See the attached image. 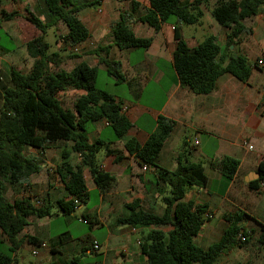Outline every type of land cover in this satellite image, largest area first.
I'll use <instances>...</instances> for the list:
<instances>
[{"label": "trees", "instance_id": "16d2710c", "mask_svg": "<svg viewBox=\"0 0 264 264\" xmlns=\"http://www.w3.org/2000/svg\"><path fill=\"white\" fill-rule=\"evenodd\" d=\"M149 7L137 21L159 30L163 24L174 25L176 49L173 53L174 66L180 83L190 87L197 94H209L218 79L230 73L248 83L252 77L253 64L248 58L237 54L234 48L241 42L243 34L253 32L252 20L264 13V0H217L211 10L213 18L227 29L226 48L222 50L214 35H208L197 47L191 49L184 39L179 24L195 25L201 22L204 12L201 5L205 0H193L186 4L183 0H148ZM44 17L29 11L27 19L40 34L26 43V49L33 64L28 72L13 67L8 78H0V264H16V250L23 246L20 233L28 225V219L51 216V206L32 195L10 200L6 195L8 187L20 186L31 175L41 172L44 161L29 155L26 149L44 154L46 149L57 142L71 143L64 148L62 160L56 172L70 197L60 198L57 203L64 214H72L78 206L86 204L90 198L85 170L87 169L102 190L115 184V177L102 169L100 154L114 155L116 162L122 159L118 148L121 140L132 128V122L122 111V102L109 92L96 86L99 68L103 66L118 83L125 80L120 71L121 63L111 55L115 46L119 50L142 48L152 45L151 37H138L132 26V16L122 13L111 30V44H101L93 50L98 58L95 66L80 62L71 71L62 65L72 57L59 51L51 52L48 31L58 29L60 24L68 32L62 38L67 45L77 46L90 37V31L78 14L89 4H76L72 0H42ZM134 11L140 3L132 0ZM6 20L17 16V11H1ZM237 54V56H235ZM264 59V56L262 57ZM68 90L82 91L76 97L72 108L63 104L61 93ZM106 121L112 136L99 137L92 141L89 133L97 122ZM175 126V122L164 116L158 119L157 128L145 144L129 138L123 144L143 166L158 169L157 177L167 184L170 194L165 197L162 214L143 209L136 202L128 204L130 213L118 219L120 224L131 226H171L169 231L150 229L143 235L141 250L147 257V264H217L220 257L233 248L251 243L254 233L255 243L264 249V223L257 221L240 210L225 213L226 222L221 237L203 247L195 242L203 226L209 220L210 210L206 204L186 200L188 191L194 187L203 188L208 184V176L201 163L179 162L174 170L160 167L158 159L164 143ZM76 154L78 161L73 163ZM239 167V160L225 156L220 164L221 173L230 182ZM260 177L250 182H264V160L257 168ZM36 200L41 204L37 205ZM84 220L92 226L96 224L88 216ZM255 221V228L246 223ZM256 229V230H255ZM244 238V239H243ZM33 243H39L35 238ZM77 259L65 264H75ZM264 264V260H263Z\"/></svg>", "mask_w": 264, "mask_h": 264}, {"label": "crops", "instance_id": "0c3cea01", "mask_svg": "<svg viewBox=\"0 0 264 264\" xmlns=\"http://www.w3.org/2000/svg\"><path fill=\"white\" fill-rule=\"evenodd\" d=\"M16 1L35 14L34 5L37 0ZM136 1L140 5L135 11L132 0H117V7L115 6L114 9L107 7L106 0L90 1L97 3L98 7L84 8L78 14L89 29L90 37L77 47L87 45L96 48L101 44H111L112 26L122 13H129L132 16L135 34L138 37H146L138 35L136 28L144 23L136 19L144 15L149 7V1ZM192 1L183 0L186 4ZM209 1L205 0L201 5L204 16L201 22L195 25L200 27L208 25L212 32L208 35L216 36L218 44L224 50L227 43V29L212 19L211 10L217 0L212 5H207ZM206 6L209 8L206 9ZM5 9L8 13L12 12L6 6ZM16 11L19 15L6 23L13 29V42L17 46H22L38 36L40 31L27 19V16L23 15L22 10L18 8ZM179 27L191 49L197 47L208 36L188 37L180 25ZM252 28L253 32L243 34L241 42L233 48L237 54L245 56L252 62L250 81L246 83L226 73L218 79L215 89L209 94H197L190 87L180 83L173 58L176 49L173 24H163L159 30L149 26L147 29L150 35L147 37H151L153 42L147 49L119 50L114 46L111 55L121 63L120 71L125 80L118 83L112 76L116 88L119 87L120 90L110 94L122 102V108L128 107L127 111H122L132 122V128L118 145L122 156L119 162H116L114 155H105L104 152L100 154L102 169L115 177V184L110 189L102 191L95 184L91 173L85 170L89 194L91 196V192L98 193L99 203L92 210L87 209L83 215L96 222L94 228L103 227L104 233L100 237L89 234L87 241L76 242L71 235L66 234L63 238L60 234H53L50 216L30 217L28 225L20 233L24 243L15 252L16 264H65L73 259L78 260L75 264L148 263L139 243L143 235L152 228L169 231L171 226H131L120 224L118 219L130 213L128 204L136 202L145 210L162 214L165 208L164 199L170 194V188L158 179L157 168L141 165L123 148V144L129 138H135L140 144H145L151 133L156 130L160 116L173 120L175 126L164 143L157 164L164 169L174 170L180 161L201 163L208 176L206 187H194L186 195V200L206 204L210 210L209 220L206 226L204 225L205 229L202 228L198 236L203 235L205 231H208V235L214 236L217 234L215 225L219 224L223 228L222 233L216 235L219 239L226 227L222 217L229 212L242 210L264 223V182L250 185V182L258 179L253 177L258 171L260 162L264 160V66L255 64L264 56V13H259L253 18ZM67 32L65 26L64 35ZM22 37L26 39L22 41ZM58 41L60 46L63 41ZM70 48L68 51L64 48L59 52L71 54ZM70 60L71 58L68 59L69 63ZM30 61L33 64V58H30ZM82 61L88 62L86 58H82L79 62L72 63L71 68H67L66 63L62 68L71 71ZM89 64L95 66L97 62ZM146 94L149 98L143 101ZM107 130L109 132L106 134ZM111 136L112 132L106 121L95 123L89 133L92 141L99 137ZM225 156L239 160L238 170L230 182L224 178L220 168ZM43 173L31 175L20 186H10L6 190L7 197L14 200L32 195L34 200L43 199L46 204L53 207L54 204L58 206L57 201L60 199L54 198V193L51 191L54 189V191L63 190L65 194L61 198L68 200L70 197L57 172H48L47 178L42 176ZM81 207L82 205L77 209ZM248 223L257 225L253 220ZM133 236L135 242L131 240ZM69 237L70 239H67ZM31 238H35L40 244L33 243ZM93 240L100 243L98 251L92 249ZM43 243L47 246H42ZM34 251H37V254H34ZM28 253L34 259H29ZM93 253L99 257L93 260L91 258Z\"/></svg>", "mask_w": 264, "mask_h": 264}, {"label": "rangeland", "instance_id": "374dc122", "mask_svg": "<svg viewBox=\"0 0 264 264\" xmlns=\"http://www.w3.org/2000/svg\"><path fill=\"white\" fill-rule=\"evenodd\" d=\"M76 4H89L90 1L93 0H72ZM216 0H210L207 5H212ZM106 5L109 9H114V7H117V0H106ZM5 6L8 7V9H11V11H16L18 8L22 10L23 15L27 16L29 14L30 9H26V7L20 6V4L17 3L16 0H0V78L2 81H5L11 70V66L16 67L20 69L23 72H28L32 66V62L30 61V56L27 52L26 45L23 44L22 46H17L13 42L14 34L13 29L11 26L6 23V20L1 11L7 10L5 9ZM98 4H89L85 8H97ZM209 8V6H206V9ZM29 10V11H28ZM32 12V11H31ZM34 12L37 16L44 17L45 15V7L42 2V0H37L34 5ZM8 13V12H7ZM11 13V12H10ZM19 15V12L17 13V16ZM208 18V17H207ZM214 22L216 20L212 17ZM218 24V23H217ZM61 25V26H60ZM58 29H50L48 31V40L51 43V52L53 51H60L62 52L64 48H70L69 53L72 54L71 57V65L67 61L65 66L67 68L72 67V63L75 64V62H79L82 58H86L89 63L95 64L97 61V56L93 54L94 47L91 46H79L78 51L74 50V46L67 45L66 43L62 42V44L59 46L60 42L58 40H62V38L65 36V25L60 24ZM182 29L184 30L185 34L188 37L196 36L201 37L203 35H208L211 32V29L206 25L205 27H200L198 25H186V24H179ZM144 26V27H143ZM149 25L144 23V25H141V27H137V33L138 35H145L146 37L150 35L149 32ZM30 35H28L29 37ZM27 37V38H28ZM26 37H22V41H24ZM10 63L12 65H10ZM96 86L100 89H103L107 92H115L120 90L119 87L116 88L114 78L110 76L106 69L103 66H100L98 78L96 81ZM82 93V91H76V90H68L64 93H61V98L63 101V104L67 108H72L74 100L77 96H79ZM149 98V95L146 94L143 98V101H147ZM109 131H106V134ZM71 146V143L66 142H57L55 144H52L50 148L46 149V152L44 154H39V152L35 149L30 150L26 149L27 154L38 156L42 160H44V163H42L43 169L41 172H44L42 176H45L47 178L48 172L55 173L58 164L61 162L62 157V151L64 148H69ZM73 163H76L78 161V156L74 154L72 156ZM9 187L7 188V190ZM52 193H54V198H61L64 196V192L62 191H54V189H51ZM43 193H46L42 191ZM46 196V194H45ZM47 197V196H46ZM51 201H53V196H50ZM43 201V199H42ZM45 204V201H43ZM99 203V196L96 192H91V196L87 204H83L80 209H76L74 213L72 214H64L60 211L59 206L56 204L53 205L51 208L52 215L50 216V220L52 222V233L53 234H60L63 238L67 234L68 236L71 235L73 241L76 242H82L87 241V237L89 234H93L96 237H100L104 233L103 227L94 228L91 227L90 223L86 220H84V215L87 211V209L92 210L95 208V206ZM72 216V217H71ZM73 218V219H69ZM216 220L214 221V223ZM206 226V225H205ZM205 226L203 227V230L205 229ZM217 230L214 236L208 235V231H205V233L201 236H197L195 238L196 244L208 247L212 243L218 240L216 235H220L222 233V226L221 225H215ZM247 227L255 228V224L248 223L246 225ZM94 228V229H93ZM256 230V229H255ZM254 238L251 240V243L245 245L244 247H236L233 248L231 251H229L227 254H224L220 257L217 264H263L264 260V249H261L257 243L254 244L256 234L254 233ZM87 238V239H86ZM67 239H70L67 238ZM132 242H135V237H132ZM27 257L29 259H34V257L28 253ZM99 255H96L95 253L91 254V258L94 260Z\"/></svg>", "mask_w": 264, "mask_h": 264}, {"label": "built area", "instance_id": "2783aa9c", "mask_svg": "<svg viewBox=\"0 0 264 264\" xmlns=\"http://www.w3.org/2000/svg\"><path fill=\"white\" fill-rule=\"evenodd\" d=\"M78 47L76 46L75 48H74V50L75 51H78ZM256 65H259V66H264V59L261 57V58H259L257 61H256V63H255ZM122 110L123 111H127L128 110V107L127 106H123V108H122ZM147 166V165H146ZM145 166V167H146ZM36 204L37 205H40L41 204V201L40 200H36ZM244 239V238H243ZM140 243V242H139ZM42 246H47V244L46 243H43L42 244ZM92 249L93 250H95V251H98L99 249H100V243L97 241V240H93L92 241ZM34 254H37V251H34L33 252Z\"/></svg>", "mask_w": 264, "mask_h": 264}, {"label": "water", "instance_id": "95a60500", "mask_svg": "<svg viewBox=\"0 0 264 264\" xmlns=\"http://www.w3.org/2000/svg\"><path fill=\"white\" fill-rule=\"evenodd\" d=\"M234 48V46H231V49H233ZM235 56H237V55H235ZM260 177V173L257 171L256 173H255V177H253V179L254 178H259Z\"/></svg>", "mask_w": 264, "mask_h": 264}]
</instances>
